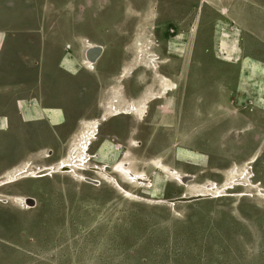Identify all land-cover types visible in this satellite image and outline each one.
<instances>
[{
	"label": "rangeland",
	"instance_id": "obj_1",
	"mask_svg": "<svg viewBox=\"0 0 264 264\" xmlns=\"http://www.w3.org/2000/svg\"><path fill=\"white\" fill-rule=\"evenodd\" d=\"M98 2L99 44L105 48L98 44L102 52L94 64L105 52L111 63L100 64L92 78L81 72L67 77L70 107L61 134L48 137L43 124L32 125L34 139L19 140L18 149L0 154V180L27 163L34 170L77 161L83 154L80 135L89 122L132 104L139 113L100 124L88 163L84 167L77 162L88 168L77 170L86 182L63 173L0 187L9 196L8 204L0 203V264H264V68L244 61L238 97L235 93L238 63L248 48L264 60V45L241 43L228 25L218 29L220 37L213 44L216 14L212 4L199 0ZM190 22L194 25L184 39L178 32ZM193 36L195 58L210 66L206 72L212 84L201 80L196 70L200 65L188 69ZM146 45L150 56L163 62L157 72L175 88L149 103L141 115V105L164 85L143 66L147 60L136 58ZM205 49L225 56L226 64L212 60ZM144 73L152 75V86L139 93L138 84H130ZM221 75L224 86L217 88V107L189 103L194 85L207 92ZM248 100L260 101L249 107ZM78 118L85 120L83 126L66 138ZM38 119V114L29 117ZM48 150H53L49 157ZM103 166L108 168L102 173L93 170ZM118 167L143 176L150 187L121 178V189L132 196L125 195L106 177L122 176L114 170ZM22 196L33 198L36 206L24 210Z\"/></svg>",
	"mask_w": 264,
	"mask_h": 264
},
{
	"label": "crops",
	"instance_id": "obj_2",
	"mask_svg": "<svg viewBox=\"0 0 264 264\" xmlns=\"http://www.w3.org/2000/svg\"><path fill=\"white\" fill-rule=\"evenodd\" d=\"M199 1L203 5L212 4L216 14L211 30L213 43L220 37L218 29L228 25L238 33L236 38L241 43L264 45V0ZM98 16V0H85V3L84 0H0L1 155L18 149L19 140L34 139L31 129L34 124H43L48 137L61 134L60 127L66 122L67 108L70 107L67 103V77L81 72L92 78L100 64L107 66V52L102 61L94 64L95 58L102 52L100 46L104 47L99 44ZM193 25V22L188 23V28L178 33L187 39ZM148 49L147 45L139 48L137 60H147ZM93 50L96 55H93V65H89L87 54ZM246 51L248 54L238 63L236 97L244 61H255L264 68L262 58L252 55L250 48ZM216 57L226 62L222 59L225 56ZM107 62L110 63L109 59ZM128 70L131 67L125 69ZM87 84L92 86V80ZM82 90L93 92L98 88L84 87ZM257 101L248 100L245 106H255L253 103ZM34 114H38L40 119L29 120ZM83 121L78 118L74 130L66 138H72L76 127L83 126ZM26 148L34 152L33 145ZM47 153L51 156L53 150Z\"/></svg>",
	"mask_w": 264,
	"mask_h": 264
},
{
	"label": "bare ground",
	"instance_id": "obj_3",
	"mask_svg": "<svg viewBox=\"0 0 264 264\" xmlns=\"http://www.w3.org/2000/svg\"><path fill=\"white\" fill-rule=\"evenodd\" d=\"M93 47H95V46H93ZM89 52L87 54V57L89 59L88 60L89 61V65H93V61H92L93 60V55H96V54L94 53V50L92 51L93 54L89 53ZM147 55L149 56V58L147 57V61H149V62H146L143 66H145L146 69H150L151 71H155L156 72V70L159 68L160 64H162L163 62L160 61L159 58L157 56H155V55H154L155 58L151 57L149 52H147ZM89 67H92V66H89ZM154 75H155V77H161L163 79V84L164 85L162 86L161 90L158 93H152L151 96L149 97L148 101L141 105V115L146 113V110L148 108V104L149 103H151L154 100L163 98V96L167 92H169L173 88H175V83L170 81L169 78H167V77H165L162 74H159L157 72L154 73ZM125 77L126 76H125L124 73L121 74V76H120V78H122V79H124ZM138 113H139V111L137 110V107L134 104H132L131 106H129L126 109L114 108V110L111 111V113H109L108 115H103V116H101V117H99L97 119H94L91 122H89L90 125H91L90 126L91 128L89 127V128H87V130L85 129V130L82 131V133L80 135L81 137H80V140H79L80 143H81V144L79 143L80 144V148L79 149L83 151V152H80V153H83V154L78 156V160L77 161H74L73 159L69 160V161H62L57 166H52L51 165V166L37 167L34 170H31L29 168L30 164L27 163V165L15 170L13 173H8L5 176L4 179L0 180V187L8 186V185L17 183V182H19V181H21L23 179H38V178H42V177H50L53 174H63V173H74L73 175L75 177L80 178L83 182H86L87 178H85L81 174L79 175L78 172H77V170L84 169V168H79L78 166L80 164L78 165L77 162L82 163L83 164L82 166H84V167L86 166L85 164L88 163V159L90 157V155H89V146L91 145V143L94 140H96L100 124L103 123V122L109 121L110 119L115 118V117H119V116H123V115H137ZM47 157H49L48 153H47ZM125 166H126V164H124V167ZM104 167L108 168L107 166H103V167H100V168L99 167L98 168L93 167V170H95V172L102 173V172H104L103 171ZM124 167L123 168H119L118 167V168L114 169L117 172H119L120 174H122V176L119 175L120 178L119 177H114V176H106V177L109 180V182H111L114 185V187H116L121 192L125 193V195L130 196L131 194L129 192H126L123 189H121L120 184H119V179L122 178V180L124 182L128 183V184L132 183L133 182L132 180L136 179V181H138L139 183L141 182L138 185H141V186H144V187L147 185V182L149 180L146 181L143 178V176L140 177L138 174H135L130 169H125ZM161 167L167 170V168H165L163 166H161ZM86 169H88V168L86 167L84 170H86ZM169 172H171V174H176V171L174 172V171H171L170 169H168V173ZM178 175H179V173H178ZM248 175H249V171L247 172L246 177H248ZM186 177L184 179H186ZM129 179L131 181H129ZM90 181H91V179H90ZM87 182H89V181H87ZM248 182H249V180H248ZM148 185L150 187L149 183H148ZM217 196H219V195L217 194ZM196 197H198V196H196ZM8 198H9V196L6 195L4 197L1 194V192H0V203L8 204L9 203V199ZM21 199H23L22 202H23V209L24 210H31V209H33L36 206V201L33 198L23 197L22 196ZM184 199H185V196L181 198V200H184ZM158 202L159 203H165L166 201H158ZM171 203H173V201Z\"/></svg>",
	"mask_w": 264,
	"mask_h": 264
},
{
	"label": "flooded vegetation",
	"instance_id": "obj_4",
	"mask_svg": "<svg viewBox=\"0 0 264 264\" xmlns=\"http://www.w3.org/2000/svg\"><path fill=\"white\" fill-rule=\"evenodd\" d=\"M112 27L115 28V26H112ZM112 32L114 33V31H112ZM123 33H125V31H123ZM131 34H132V32H131ZM114 36L112 35V37L114 39L118 38V36H115V37ZM189 40H190V42H189L190 43V52H189V60L187 62H188V66H190V67L188 69H190V71H192L194 68H196V64L197 65H200L201 68H196V70H198L197 72L201 76V80L204 81V82H207V83L210 82V84H212L211 82L214 81V80H210L211 76H210L209 73L206 72L207 70H209L210 66H209V68L206 66L207 65V62H205V60H200V59L195 58V37L193 36L192 38H189ZM152 42L155 44L156 47H159V44H158L159 42H158V40L155 37H154V40ZM110 44H113V42H110ZM205 52H206V54L207 53H209V54L211 53L212 58H213V59L212 58L211 59L218 61V58L216 57L215 53L208 52V50H206V49H205ZM110 63H111V61H110ZM217 63L226 64V63H223L222 61H218ZM222 76L223 75H221L219 77L218 83L215 84L217 86H214L215 87L214 89H209V91H207V92H202L200 89L194 88V87L197 86V84L194 85L193 86V89H191L189 91V97H190L188 99L189 103H191L192 106H194V104H196V103L198 104V103H201V102H202V104L214 103L212 106L217 107L218 106V103H220L217 100V98L219 96L218 95V91H217L218 89L217 88L220 89L221 87L224 86L223 85V78H222ZM195 77H197V76L195 75L194 78ZM215 82H216V80H215ZM131 85H135L136 86V83L133 82V83L130 84V86ZM206 85L210 88L209 84H206Z\"/></svg>",
	"mask_w": 264,
	"mask_h": 264
},
{
	"label": "water",
	"instance_id": "obj_5",
	"mask_svg": "<svg viewBox=\"0 0 264 264\" xmlns=\"http://www.w3.org/2000/svg\"><path fill=\"white\" fill-rule=\"evenodd\" d=\"M213 42L214 41H212V43ZM133 82L136 83V84H138L139 93H142V92H144V90L146 89V87L152 86V75L151 76H148L145 73L144 74H141V75L137 76ZM116 127H118V126H116ZM131 132H134V127L131 130ZM103 142H104V140L99 144L98 148L100 147V145ZM98 148H97V150H98ZM191 199L193 200V198H191ZM186 200H190V199H186Z\"/></svg>",
	"mask_w": 264,
	"mask_h": 264
}]
</instances>
